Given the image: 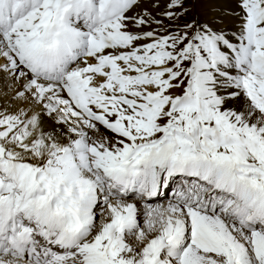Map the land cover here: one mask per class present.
<instances>
[{"label":"snow or ice","instance_id":"snow-or-ice-1","mask_svg":"<svg viewBox=\"0 0 264 264\" xmlns=\"http://www.w3.org/2000/svg\"><path fill=\"white\" fill-rule=\"evenodd\" d=\"M0 264H264V0H0Z\"/></svg>","mask_w":264,"mask_h":264}]
</instances>
